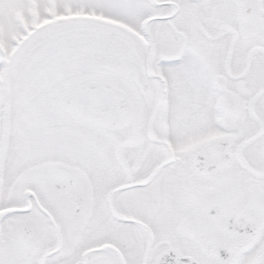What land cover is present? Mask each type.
I'll return each instance as SVG.
<instances>
[{
	"label": "snow or ice",
	"instance_id": "obj_1",
	"mask_svg": "<svg viewBox=\"0 0 264 264\" xmlns=\"http://www.w3.org/2000/svg\"><path fill=\"white\" fill-rule=\"evenodd\" d=\"M0 264H264V0H0Z\"/></svg>",
	"mask_w": 264,
	"mask_h": 264
}]
</instances>
